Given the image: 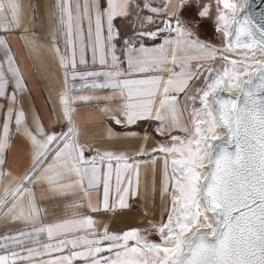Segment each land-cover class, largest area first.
Masks as SVG:
<instances>
[{
	"label": "snow or ice",
	"instance_id": "1",
	"mask_svg": "<svg viewBox=\"0 0 264 264\" xmlns=\"http://www.w3.org/2000/svg\"><path fill=\"white\" fill-rule=\"evenodd\" d=\"M224 11L220 12L219 20L223 23L224 35L233 37L230 47L252 49L258 46L259 52H253L251 57H245L255 62L252 76L247 75L252 65L231 60V70L224 68L223 73L212 74L205 78L202 88L197 89L193 96L186 97V107L189 102L193 106L187 121H182L183 112L178 110L177 94L187 90L189 81L195 78L184 71L173 73L166 81L160 76H150L145 79H120L125 73L120 69L119 58L115 55V45H111L112 55L109 67L116 71L77 73L76 51L82 35L84 19L89 21V35L93 13L96 17V39L93 44L95 54L101 47L102 22L107 17L108 41L113 37V20L116 18L118 4L108 0V7L103 8L99 3L79 2L73 7L72 0H59L56 7L59 10L58 31L63 33L66 45L65 55L60 57L61 66L65 69L66 88L60 96L63 119L68 127L59 132L47 131L42 123H37L35 131L25 129L30 142L31 166L26 170L14 188L5 187L6 207L12 201L28 197L29 209L25 216L23 209L20 218L27 219L33 224L36 233H47L55 244H45L42 247L52 252H61L71 245L73 249L83 248V251H71L70 255L55 257L46 264H72L74 258H83L86 264H264V61L255 60L257 54L264 55V11L258 13L260 23L251 14L239 18L236 4L228 0H219ZM248 0H241L243 9ZM184 6V0L177 9ZM145 7H148L145 5ZM165 9L168 5L166 4ZM9 10L13 19L9 23H18L19 5L15 0H9L5 5L0 0V12ZM153 13L159 9L152 8ZM208 14L207 8L199 12L200 17ZM127 15V13H121ZM177 14L173 12L165 21L171 27L172 19ZM7 20V17H4ZM54 19L56 17L54 16ZM235 25V31L230 32L229 25ZM173 31L183 37L191 36L187 24H181L177 19V27ZM155 37V32L147 33ZM0 43H3L0 41ZM125 50L132 72L145 73L148 71H163L167 60L166 49L163 45L156 48H145L142 44L137 50L131 41ZM169 41H165V44ZM180 43V41H177ZM187 43V41H185ZM203 48V45H200ZM71 51L69 59L68 51ZM59 53V47L56 48ZM107 52V46H105ZM177 52L173 50L172 62L176 64ZM100 64H108L107 56L100 57ZM85 63L81 57L80 64ZM183 70L187 66L179 65ZM199 65L197 68L199 69ZM68 69H71V79L105 77L102 83H93L94 89L112 88L119 90L120 96L126 101L119 112L123 121L113 117L116 124L126 121L134 125L139 120L152 116L165 120V113L170 119V130H177L183 136H171V146L161 145L159 152L165 153V186L163 191H170V208L167 218L160 225L153 226L159 233L160 243L150 242L140 234L139 229L125 231L122 235L109 234L107 229L98 238L92 232V239L78 236L74 239H60L62 236L73 235L84 229H91L94 221L90 216L79 220H63L57 223L36 228L38 210L34 207V191L37 185L47 184L53 192H62L69 187L97 188L103 184V207H110V179L113 161H116L117 184L121 181L120 162L124 161V170L133 166L127 163L129 159L123 155L110 152H96L91 157L85 156L86 148L79 143L78 129L72 124L71 107L76 100L89 101L92 97H70L72 89L67 88L69 79ZM8 71L15 78V89L22 87L23 76L18 68L12 67L9 61ZM183 77V78H178ZM8 80L0 72V97H6ZM238 88V92L231 91ZM162 89V90H161ZM227 89V90H226ZM160 95L159 107H155V97ZM107 99V98H106ZM107 112L108 109H102ZM15 115L17 128L21 125L23 113L9 109L4 118L3 132L0 137V152L6 151L9 138V120ZM224 132L219 133L218 129ZM163 134V128H158ZM96 151L94 149H90ZM154 152L156 150H153ZM169 157H171L169 161ZM107 163L108 171L103 170ZM171 167V176L168 167ZM5 175L0 171V176ZM138 175V170H137ZM67 181V183H66ZM29 184L32 187H24ZM131 191V179L123 189L124 194ZM87 194V192H86ZM13 203L9 213L15 209ZM119 206L127 207L125 195L119 196ZM91 208V203H89ZM98 210V209H93ZM22 235H31L23 234ZM134 241L131 246L129 242ZM106 244V247L101 245ZM30 253L33 249L28 250ZM109 252L114 255L100 257L99 254ZM13 256L18 255L12 253ZM0 264H8L7 256H0Z\"/></svg>",
	"mask_w": 264,
	"mask_h": 264
},
{
	"label": "crops",
	"instance_id": "2",
	"mask_svg": "<svg viewBox=\"0 0 264 264\" xmlns=\"http://www.w3.org/2000/svg\"><path fill=\"white\" fill-rule=\"evenodd\" d=\"M185 1V0H184ZM7 5L9 0H2ZM19 5L18 23H9L13 19L9 10L0 12V72H3L8 80L6 97H0V137L4 135V118L8 115L9 109H14L17 113H23L21 125L17 128L15 115L9 120V138L6 151L0 152V171L5 175L0 176V256L8 257V264H46L48 260L55 257L70 255L71 251H83V248L73 249L68 245L61 252H52L42 246L45 244H55L56 240L50 239L47 233H36L33 231V224L27 219L20 218L23 209L27 216L29 209L28 197L12 201L9 196V203L5 207V187L14 188L16 181L24 176L26 170L31 166L30 142L25 134V129L35 131L36 124L42 123L43 127L49 132H59L66 129L69 125L63 119L60 105V96L65 93V69L61 66L60 57L65 55L66 45L63 33L58 31V20L56 17V6L54 0H15ZM79 2L83 5L86 2L99 3L103 8L108 7V0H72L73 7ZM113 4H118L117 16L113 20V39L108 41L107 17L102 22L101 47L95 54L93 44L96 39V17L93 13L91 22V35H89V21L84 19L82 23V35L78 42L76 51L77 73L88 72H107L116 71L111 64V45H115V55L119 58L120 69L125 73L120 79H145L150 76H160L167 80L170 76L184 71L188 75H193L187 85V97L193 96L196 92L188 93L191 85L199 75L207 74V64L196 71L193 60L208 62V55L205 49L199 50L196 45L191 43L201 42L192 36H168L165 44L161 38L156 37V42L143 46L145 48H156L163 45L166 49L167 60L163 71H148L145 73L132 72L129 74V65L125 50L131 45L126 44L130 41V27L132 25V9L134 0H112ZM181 0H177L172 10L177 14V6ZM127 15H121V13ZM7 17V20L4 17ZM178 19V17L176 18ZM179 20V19H178ZM168 30L177 27V20ZM190 30V29H189ZM191 32V30H190ZM136 34V33H134ZM161 39V40H159ZM180 41V43H177ZM187 41V43H185ZM204 41V40H203ZM138 50L140 43H132ZM107 46V52H105ZM59 47V53L56 48ZM176 50V64L172 62L173 50ZM184 54H179V52ZM71 59V51H68ZM106 55L108 64L101 65L100 57ZM81 57L85 63L80 64ZM9 61L12 67L18 68L22 74V87L15 89V78L8 71ZM180 64L187 67L180 68ZM170 67V69H166ZM71 69H68L69 79L67 88L72 89L68 93L70 97H92L89 101L76 100L71 104L74 111L71 113L72 124L78 129L79 143L86 148L85 156L91 157L99 152L113 153L128 157L127 163L133 167L124 170V161L120 162L121 181L117 184L116 161H113L110 179V207H103V184L97 188L87 189L85 187H69L62 192H53L47 184L37 185L34 191V207L38 210L36 228L44 225L57 223L63 220H79L84 216L92 217L95 222L91 229L81 230L73 235L62 236L60 239H74L78 236H85L92 239L91 233L95 232L97 238L107 229L109 234L122 235L125 231L139 229L140 234L150 242L160 243L159 233L153 226H159L162 218L166 220L167 211L170 208V191L164 192L165 186V153L159 152L161 145L171 146V136H183L177 130H170V119L165 113L163 123L155 119V110L152 116L137 121L134 125H127L126 121L116 124L113 117L123 121L119 108L126 102L119 94V90L112 88L94 89L93 83H102L105 77L76 78L71 79ZM197 74V75H196ZM183 78V77H178ZM162 90V89H161ZM177 94L178 110L183 112L182 121H187L189 116V103L187 110L183 104L182 94ZM107 98V99H106ZM162 97H155V107H159ZM102 109H108L104 112ZM163 128V134L157 131ZM94 149L96 151H92ZM153 150H156L155 152ZM171 157H169L170 161ZM104 171H108V165L103 166ZM138 170V175H137ZM168 175L171 176V167H168ZM131 179V191L124 194L123 189L128 186ZM67 183V181H66ZM24 187L31 188L29 184ZM87 192V194H86ZM125 195L127 207L119 206V196ZM13 203L15 209L9 213ZM91 203V208L89 207ZM98 209V210H93ZM30 233L31 235H22ZM159 241V242H158ZM134 242V241H130ZM129 242V246L130 245ZM135 243V242H134ZM106 247V244L101 245ZM33 249L30 253L28 250ZM12 253L18 255L13 256ZM114 255L109 252L99 254L97 258ZM72 264H86L83 258H74Z\"/></svg>",
	"mask_w": 264,
	"mask_h": 264
},
{
	"label": "rangeland",
	"instance_id": "3",
	"mask_svg": "<svg viewBox=\"0 0 264 264\" xmlns=\"http://www.w3.org/2000/svg\"><path fill=\"white\" fill-rule=\"evenodd\" d=\"M232 3L235 4V2L233 1ZM166 4L168 5L167 9H165L164 7ZM145 5H147L148 7H145ZM174 5H177V0H134V7L132 9V25L130 27V41L132 43L148 45L156 42V37L161 38L163 42L167 40L166 38L168 36H176L178 32L173 31V29H166V27H170L165 24V21L169 19V15L172 14L175 10H172ZM219 7L220 6H218L217 0H185L184 6L177 10V17L181 24H187L188 29H191V36H194L193 38L195 40H202L201 42L191 41V43L196 45L197 48H200L199 50H204L205 48H208L205 49L208 55L206 59L209 60L208 62L203 63L199 60H193V65L194 67H196V71H198L200 68H203L207 64V67L210 65V67L208 68V72L207 74H205V76H198V78L194 81L193 85H191L190 89H188V93L196 92L197 89L203 87L205 83V78L210 75L209 69L212 70L213 75L216 73L222 74L225 67L231 70L232 66L229 63V61L231 60L222 56H218V53L220 51L218 49L220 48L224 51H233V48L232 50L227 48L226 41H223L222 38L223 23L219 20V15L221 11H224V9H218ZM152 8L159 9V12L153 13L151 11ZM204 8H207L208 10V17H197L196 14ZM176 20L177 19H172L171 27L174 25L173 22H175ZM205 23L210 24L206 25ZM209 25L210 30L206 29ZM208 31H210V33ZM150 32H155L156 36H148L147 33ZM200 45H203L204 47L201 48ZM253 52L258 53L259 49L250 52L251 54L247 53V55H245L247 57H251ZM179 54L182 55L184 53L180 51ZM255 60L264 61V55L257 54ZM236 61L238 63L252 65V67H249L247 72L249 76L252 74L251 71L254 69V67L258 66H256L254 61H251L249 63L245 62L242 59ZM197 65L200 66L199 69L197 68ZM166 69H170V67H166ZM186 97L187 92L186 95L182 94L181 100L183 101L184 105H186ZM186 118L188 117L186 116ZM157 239H160V236ZM133 243L134 242H130V245H132Z\"/></svg>",
	"mask_w": 264,
	"mask_h": 264
},
{
	"label": "water",
	"instance_id": "4",
	"mask_svg": "<svg viewBox=\"0 0 264 264\" xmlns=\"http://www.w3.org/2000/svg\"><path fill=\"white\" fill-rule=\"evenodd\" d=\"M232 1L235 2L236 6H237V0H228L229 3H232ZM217 2H218V6H220L218 9H220V8L223 9L222 4L219 2V0H217ZM239 10L240 11H238V8H236V13H235L239 18H242L245 14H251L253 16V18L256 20V22L260 23V17L257 14L261 13L262 11H264V0H248V4H247L246 10H243V12H242V9H239ZM217 28H216V30H217ZM228 30L230 32H234L235 31V25L230 23ZM222 34L224 36V37L222 36L223 41H226L227 48H229L230 50H232L233 47L236 48L234 46V44L231 46L232 48L230 47V44L232 43V40H234V36L231 37V38L230 37H226L224 35V30L223 29H222ZM193 106L199 107V101L197 100L195 102V104H192L191 102H189V110L190 111H191V108Z\"/></svg>",
	"mask_w": 264,
	"mask_h": 264
},
{
	"label": "bare ground",
	"instance_id": "5",
	"mask_svg": "<svg viewBox=\"0 0 264 264\" xmlns=\"http://www.w3.org/2000/svg\"><path fill=\"white\" fill-rule=\"evenodd\" d=\"M247 4H248V2H247ZM247 4L245 5V7L242 9L241 8V1L239 0H237V8H238V11H240L239 9H242V12H243V10H246V8H247ZM232 48V47H231ZM256 49H259L258 48V46L256 47V48H252V49H247V48H234L233 47V51H224V50H221V48L220 49H218V50H220L219 51V53H218V56H222V57H225V58H228V59H230V60H239V59H242V60H244L245 62H251V61H253V60H250L249 61V59H245V57H246V55H247V53H250V52H252V51H254V50H256ZM215 50V49H214ZM217 50V51H218ZM246 54V55H245ZM251 54V53H250ZM241 61V60H240ZM257 67H259V65L257 66ZM254 70V69H253ZM253 70H252V73H253ZM249 76V75H248ZM252 76V74L249 76V77H251ZM227 90V89H226ZM231 91H233V92H238L239 91V89L238 88H233ZM218 132L219 133H223L224 132V129L223 128H220V129H218Z\"/></svg>",
	"mask_w": 264,
	"mask_h": 264
},
{
	"label": "built area",
	"instance_id": "6",
	"mask_svg": "<svg viewBox=\"0 0 264 264\" xmlns=\"http://www.w3.org/2000/svg\"><path fill=\"white\" fill-rule=\"evenodd\" d=\"M55 1V6L59 3V0H54ZM59 18V10L58 8L56 7V20H58ZM58 23V22H57Z\"/></svg>",
	"mask_w": 264,
	"mask_h": 264
},
{
	"label": "flooded vegetation",
	"instance_id": "7",
	"mask_svg": "<svg viewBox=\"0 0 264 264\" xmlns=\"http://www.w3.org/2000/svg\"><path fill=\"white\" fill-rule=\"evenodd\" d=\"M201 9H202V8H201ZM199 10H200V9H199ZM199 12H200V11H199ZM199 12H198V13L196 12V13H197V14H196L197 17H200V16H199ZM207 17H208V14L206 15V18H207ZM203 18H204V17H203ZM205 24L208 25V24H210V23H208V24L205 23ZM206 29L210 30V25H209ZM190 30H191V29H190ZM208 32L210 33V31H208Z\"/></svg>",
	"mask_w": 264,
	"mask_h": 264
}]
</instances>
